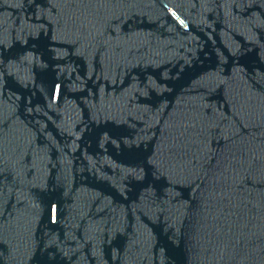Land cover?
<instances>
[{
    "label": "water",
    "instance_id": "95a60500",
    "mask_svg": "<svg viewBox=\"0 0 264 264\" xmlns=\"http://www.w3.org/2000/svg\"><path fill=\"white\" fill-rule=\"evenodd\" d=\"M0 264H264V0H0Z\"/></svg>",
    "mask_w": 264,
    "mask_h": 264
}]
</instances>
